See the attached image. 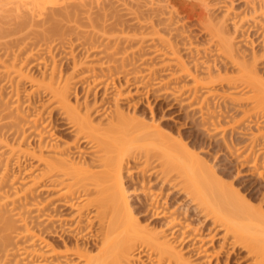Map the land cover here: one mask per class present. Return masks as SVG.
Wrapping results in <instances>:
<instances>
[{"label": "bare ground", "instance_id": "bare-ground-1", "mask_svg": "<svg viewBox=\"0 0 264 264\" xmlns=\"http://www.w3.org/2000/svg\"><path fill=\"white\" fill-rule=\"evenodd\" d=\"M51 1L0 0V169L4 167V172L0 171V264H230L240 252L245 253L247 260L243 256L241 259L246 264H264L263 190L258 198L251 197L255 201L247 199L248 196L233 188V183L226 184L225 177L206 158L191 151L193 146L189 149V144L187 147L181 140L173 141L157 126L142 122L141 116L142 121L126 114L118 104L119 99L124 96L130 99L132 94L138 97L143 93L146 99L151 91H160L163 95L159 96L168 100L171 96L170 101L200 116V128L206 129L201 130L203 133L211 132L212 137L209 136L216 137L215 140L221 138L223 144L218 142L220 139L215 143L212 140V144H220L216 146L224 151L221 154L226 160L236 159L234 164L243 169L249 165L248 171H255L262 178L264 129L261 131L260 126H264V79L257 71L260 58L253 48L250 56L240 51L227 29L226 16L214 17L215 7L210 0H66L60 4L56 3L61 0ZM250 1L255 3L252 12L261 11L264 21V0ZM142 9L149 12L152 30L138 36L139 31L135 29L137 34L133 33L134 28L131 30L133 26L129 24L135 23ZM118 11L127 13L121 15ZM132 14L138 16L132 19L134 23L130 21L135 17ZM173 14H184L187 19L196 17L199 30L205 32L208 44L218 52L215 57L222 60H216L218 65L215 59L212 63L202 58L206 55L200 54L202 59L197 55L200 60L195 58L194 54L198 53L190 38L184 39H188L186 42L180 38L184 46H179L177 32L176 37L170 35L178 29H172L177 22H173ZM109 19H113L110 27L106 24ZM159 26L164 29L162 32L171 30V37L161 35ZM263 32L264 29L259 34ZM147 37L150 40L145 46ZM32 45L36 48H31ZM58 47L69 49L74 56L68 75L57 73L53 51ZM145 47L150 53L142 59ZM27 48H31L29 52ZM35 49L36 53L45 50L48 54H45L47 60L41 62L39 58L44 53H38L39 58L34 53L40 61L38 79L24 71ZM78 49L84 51V62L78 63L74 55ZM182 52L185 56L192 53L193 59L190 58L194 61H188L193 65L185 61ZM22 53H26L25 57L19 61ZM197 59L213 65L206 63L203 68ZM139 62L147 65L141 68ZM228 65L237 68L233 69L236 75L229 74L232 67L228 69ZM166 69L171 70L169 75L163 74ZM145 78L151 80L153 88H148ZM183 78L190 79L188 84L181 81ZM25 79L32 84L31 93L37 99L38 95L44 97L41 104L37 102L41 108L35 110L38 112L33 117L28 115L29 119L18 98L11 102L14 92L6 98L5 85H1L11 83L10 87L14 88V80L19 85ZM124 85L128 90H124ZM215 85H220L225 94L222 101L218 99L221 101H217L218 106L213 102L219 92L212 89ZM78 88L85 93L82 102ZM245 88L254 94L246 98L233 95L234 91ZM200 93L203 97H199ZM90 96L93 101L89 100ZM108 98L116 103L114 109H107ZM245 100L253 101V106L243 109L240 118L243 123L240 119L233 120L230 106ZM259 104H263L262 112H255ZM43 112L49 115L43 116L48 119H43ZM241 123L244 129L238 130ZM59 124L71 139L63 141L56 135ZM253 127L256 131H252ZM248 128L252 132L250 136L246 134L249 137L245 135ZM218 132L220 135L214 137ZM238 136L247 138L236 143L239 147L232 151ZM10 161L20 170L18 174L24 176L21 182L26 181V186L15 187L20 185L12 183L13 179L8 183L10 176L5 175ZM126 177L131 189L126 187ZM127 192L137 197L139 211L148 214L153 227L143 223L146 217L141 223L142 218L137 215L140 212L134 213ZM181 194L186 202L178 214H188L190 220L202 218L198 223L202 228L190 227L188 218L180 220L181 216L165 206L174 195ZM236 260L240 263V258H235V263Z\"/></svg>", "mask_w": 264, "mask_h": 264}, {"label": "rangeland", "instance_id": "rangeland-1", "mask_svg": "<svg viewBox=\"0 0 264 264\" xmlns=\"http://www.w3.org/2000/svg\"><path fill=\"white\" fill-rule=\"evenodd\" d=\"M58 1V0H57ZM64 1H66V0H61V1H58V3H56V4H60V3H62V2H64ZM67 1H69V0H67ZM211 1V5L212 6H214L213 8H214V10H213V8H211V11L213 10V15H214V17H216V18H220V19H222V17H225L226 16V18H227V29L230 31V35L232 36V38L234 37V41H235V43H236V46H238L239 47V49H241L240 51H245L246 52V54H249V53H252V50H253V52L255 53L256 52V55L260 58V61L259 62H257V71L259 72V74L262 76V78L264 79V51H263V47H262V44H264V42H262V41H264L263 39H261L264 35V32L262 33V34H259V32H262L263 31V29H264V27L262 28V25L264 26V21L262 20V18H261V16H262V14H261V11H260V13L258 14H254L253 12H252V10L254 9V6H255V3L254 2H252V1H250V0H210ZM50 2H52L51 0H50ZM54 2V1H53ZM231 2V3H230ZM54 3V4H55ZM211 6V7H212ZM218 7H220L219 9H218ZM227 9H229V12H227L226 10ZM142 10H144L143 11V13L140 15L139 14V18H137L134 14H132L131 16H135L134 18H132L131 17V19H130V15H128L129 17H127V18H129L130 19V21H132L133 22V20L132 19H135V18H137V20L135 19L134 20V24L132 25L131 24V22H130V24H129V22H128V24L129 25H131V26H133V27H131V30L133 29V33H136L137 34V32H135L136 30L135 29H137L138 31H139V34H137L138 36L139 35H146V33L148 34L149 33V31L150 30H152L150 27H149V25H150V20H148V18H149V16H148V13H147V9L145 10V9H142ZM217 10V11H216ZM258 11V12H259ZM110 13V12H109ZM113 14H114V12H112ZM112 13H110V14H112ZM118 13H121V15L122 14H124V13H127V12H124V11H118ZM118 13H115L114 15H116V14H118ZM166 15H168V14H166ZM184 15V14H183ZM182 14H179V15H177L176 16V14H173V16L172 17H174L173 19H175V20H173V22H176V24L175 23H173V24H175V25H177V23H180V24H178V26H173V30H174V28H178L177 30H174V31H172V34H170V35H172V36H174V37H176L177 36V42H178V44H179V46L181 47V45L182 46H184L183 44H181L183 41L181 40V39H186V38H190V40H192L193 42H192V46H193V44H194V46H195V49H197V52L196 53H198V54H194V52L196 51V50H194V52H193V50L191 51L193 54H194V56L196 55V57L195 58H197L198 56L197 55H199L200 56V54L201 55H206L205 57H202V58H204L205 60L207 59V61L209 60V61H213L214 59H215V61L217 60H219L218 59V56H217V58L215 57V55L218 53H216V50H213L214 49V47L212 46V44L210 45V44H208L209 43V41H208V39L206 40V36H205V32H204V34H203V32L201 31V30H199V27H201V26H199V24L196 22L197 20H196V17H194V19H193V17H190V16H188V18H190V19H187V16L186 15H184L185 17H186V19H185V21L183 20V18H182V16H183ZM261 15V16H260ZM165 16V15H164ZM163 16V17H164ZM218 16V17H217ZM168 17V16H167ZM169 17H170V14H169ZM184 17V18H185ZM110 18V17H109ZM166 18V17H165ZM124 19H126V17L124 18ZM182 19V20H181ZM246 19V20H245ZM112 20V21H111ZM109 19V21H111L110 23H107V22H109L108 20H107V22H106V24H107V26L109 25V27H110V25H111V23L113 22V19ZM196 20V21H195ZM127 21H129V20H127ZM138 21V22H137ZM184 21V22H183ZM139 24V25H137L136 26V24ZM198 25H197V24ZM87 25V24H86ZM140 25H141V27L142 28H140ZM85 26V25H84ZM199 26V27H198ZM260 26H261V28L262 29H260L259 30V28H260ZM147 27H149V28H147ZM160 27V26H159ZM159 27H158V29H159ZM86 28V27H85ZM87 28H88V26H87ZM86 28V29H87ZM182 28H183V30H182ZM88 29H90V27L88 28ZM160 34L161 33H163V36H166L167 37V35H169V32L171 31L170 29V31H163L162 32V29L163 28H161L160 27ZM202 29V28H201ZM258 29V30H257ZM130 30V29H129ZM130 30V31H131ZM146 30H149V31H146ZM164 30V29H163ZM227 30V31H228ZM129 31V32H130ZM144 31V32H143ZM202 33H201V32ZM259 31V32H258ZM113 32V31H112ZM119 32V31H118ZM117 31L116 32H113V33H118ZM125 32H126V30H125ZM140 32H141V34H140ZM175 32H177V34L178 35H176V33ZM180 32H182V34L184 35H182L183 37H185V38H182V36H180L181 35V33L179 34ZM109 33H111V32H109ZM143 33V34H142ZM165 33H166V35H165ZM130 34H132L131 32H130ZM176 36H175V35ZM143 35V36H144ZM162 35V34H161ZM169 35V36H170ZM257 35H258V37H257ZM259 35H262L261 36V38H259L260 36ZM178 36H180L179 38H178ZM187 36H189V37H187ZM146 37V36H145ZM150 38H151V36H149ZM149 37H147L146 39H145V46H147L148 44V42H149V40H150V38ZM171 37V36H170ZM144 38V37H143ZM149 38V39H148ZM181 38V39H180ZM264 38V37H263ZM172 39H173V37H172ZM175 39V38H174ZM174 39H173V41H174ZM187 39V40H188ZM6 40V39H5ZM9 40V39H8ZM146 40H148V41H146ZM187 40H184L185 42L187 41ZM240 40V41H239ZM262 40V41H261ZM182 41V42H181ZM255 43H254V42ZM29 42H31V41H29ZM35 42V41H34ZM191 42V41H190ZM189 42V43H190ZM252 42L254 43V44H252ZM40 43V42H39ZM43 43V42H42ZM42 43H40L41 45H43ZM147 44V45H146ZM185 44H188V42L187 43H185ZM40 45V46H41ZM28 46H31V45H28ZM37 46V45H36ZM39 46V47H40ZM264 46V45H263ZM38 47V46H37ZM197 47V48H196ZM210 47V48H209ZM237 47V48H238ZM31 48H36V47H33V45H32V47ZM30 48V49H31ZM43 48V46H41V49ZM59 49L58 50H56V51H53L54 53V55H55V59H56V65L58 66L57 67V73H59V72H61V75L62 76H64V75H68V73H70V67H71V64H73V62H72V58L74 57H72L71 55V53L69 52L70 50L69 49H66L67 48V45H66V48L64 47V48H61V47H58ZM192 48H194V47H192ZM198 48H199V50H200V52H199V50H198ZM253 48V49H252ZM27 49H29V48H27ZM26 49V50H27ZM30 49L29 50H27L28 52L30 51ZM64 51H66V52H68V54L66 53V52H63V50ZM149 49V48H148ZM147 49V47H145V49H144V52H143V54H142V56H141V58L142 59H145L147 56L146 55H148V53H150L149 51L150 50H148ZM252 49V50H251ZM14 50V49H13ZM16 50V49H15ZM36 50L37 49H35L34 50V52H33V54L31 55L32 57H33V59L34 60H37L38 58H39V55L41 54V52H38L39 53V55H38V53H36ZM39 51H40V49H38ZM56 52V53H55ZM186 52V51H185ZM185 52H182L183 53V55L185 54ZM191 52H189V53H191ZM17 53H18V51H17ZM34 53H36L37 55V57H35L34 55ZM42 53H44V55L43 54H41V55H43V56H41L40 55V58L42 59H40L39 58V60L42 62L43 61V59H46L47 60V57H46V55H48L47 54V52L45 53V50L42 52ZM83 53H84V51L82 52V51H80L79 49L78 50H75V53H74V55H75V57H76V59L78 60V63H79V60H81V62H84L85 61V59L83 58V57H85V54L83 55ZM188 53V52H187ZM192 53H191V55H192ZM22 54H23V56H22ZM21 55H20V60L19 61H21V57H25V54L24 53H22ZM46 54V55H45ZM191 55H187L186 54V56L184 55V58H185V61L187 60V63L189 62L190 63V61H194V60H191V58L193 57H191ZM218 55V54H217ZM251 54H249V56H250ZM31 56H30V62H29V60H28V62L29 63H27L26 64V67H25V69H24V71H25V73H28V75L30 76V77H34L35 79H38L39 77H40V71H39V69H38V64L40 63V61H34L32 58H31ZM45 56V57H44ZM44 57V58H43ZM189 57V58H188ZM191 57V58H190ZM215 57V58H214ZM35 58H37V59H35ZM49 58H50V56H49ZM48 58V64H50L51 63V59H49ZM84 60H83V59ZM188 58V59H187ZM200 58H201V56H200ZM200 58L198 57V59L200 60ZM201 58V59H202ZM54 59V60H55ZM74 59V58H73ZM193 59V58H192ZM197 59V63H199L200 62V65L201 64H203L204 65V67L203 68H205V65H206V63L209 65H213V64H211V63H208L207 61H203V62H201V61H199ZM77 60H74V61H77ZM83 60V61H82ZM188 60H190V61H188ZM196 60V59H195ZM49 61H50V63H49ZM159 61V60H158ZM215 61H213L212 63H214ZM215 62V63H217V65L219 64V62ZM220 61H222L221 59H220ZM37 62H39V63H37ZM80 62V63H81ZM223 63V62H222ZM221 62H220V65L222 64ZM37 64V65H36ZM191 64V63H190ZM51 65V64H50ZM138 65H141L140 67L142 68H145V66L147 65L146 63H138ZM191 65H193V64H191ZM190 65V66H191ZM215 65V64H214ZM219 65V66H220ZM223 66V65H222ZM232 67V65H228L227 67H228V69L229 68H231ZM193 67V66H192ZM200 67V66H199ZM173 68V67H172ZM175 68V70L173 71V72H176L177 71V67H174ZM203 68H200V70H202ZM72 69V68H71ZM83 69H85V68H83ZM235 70L236 71V69H235V67H232V69L231 70ZM204 70V69H203ZM202 70V71H203ZM231 70H229V74H235L236 75V73L237 72H235L234 70V72L233 71H231ZM164 71H166V72H164ZM163 71V74L164 75H166V74H168L169 75V73H168V71L170 72L171 70L170 69H166V70H164ZM205 71V70H204ZM71 72H72V70H71ZM232 72V73H231ZM143 73H145V72H143ZM162 73V72H161ZM166 73V74H165ZM171 73V72H170ZM163 74H161V75H163ZM205 74V73H204ZM60 75V74H59ZM163 75V76H164ZM206 75V74H205ZM163 76H161V77H163ZM66 77V76H65ZM202 77V76H201ZM164 78V77H163ZM167 78V77H166ZM165 78V79H166ZM141 79V78H140ZM144 79V78H143ZM189 78H187L186 80H184V78H183V80H181V81H186V83H187V81H190V79L188 80ZM122 80H124V78L122 79ZM121 80V81H122ZM145 80L147 81L148 79H146L145 78ZM143 81V82H146V81ZM17 81V80H16ZM15 80L13 81V82H15V84H14V88H11L12 87V84L11 83H8V84H2L1 83V85H5V88L3 87V89H4V95H5V97L7 98V96L9 95V96H11V92H14V94H13V99H12V101L9 99V101H11V102H13V101H15V99L17 100V98H18V100L17 101H19L22 105H21V108H22V110H23V112L26 110L27 111V113H26V111H25V115H26V117L29 115L30 117H33V114L35 115V113H37V112H35V110H38L39 108H41L40 107V104H41V101H43L44 100V97L41 95V96H39L38 95V99H37V95L35 94H32L33 92H32V84L29 82V80H27V79H25V80H23V81H21L20 83H19V85H17V82H16ZM125 81V80H124ZM151 81V80H150ZM150 81L148 80V82H149V84H148V82H147V84L146 83H144V85L146 84L147 86H148V88H151L152 87V85L153 84H151L150 83ZM165 81H168L167 79L165 80ZM154 82V81H153ZM152 82V83H153ZM4 83V82H3ZM122 83V85H123V81L121 82ZM142 83V82H141ZM178 83H180V82H178ZM181 83H183V82H181ZM10 84H11V87H10ZM188 84V83H187ZM16 85V86H15ZM84 85H85V83H84ZM125 86V85H124ZM123 86V87H124ZM150 86V87H149ZM2 87V86H1ZM221 86L219 85V86H214V88H212V89H219L218 91L219 92H217L216 94V100L214 99V97H215V95H214V97H212V99H214L213 100V102H214V104L216 105V106H218V104L219 103H221V101H222V99H223V96L225 95L223 92V89L222 88H220ZM79 88H81V86L79 87ZM78 88V91H81V93L80 92H78L79 93V96H78V98L80 99V97H81V101L80 102H82V100L84 99V97H83V95L85 94L84 92H83V90H81V89H79ZM153 88V87H152ZM124 90L126 91V90H128V88L125 86L124 87ZM153 90V89H152ZM201 91H203V92H205L204 90H201ZM32 92V93H31ZM102 92V91H101ZM100 92V93H101ZM144 92H146V90H144ZM203 92H201V93H203ZM17 93V94H16ZM99 93V98L101 97V95H102V93L100 94ZM151 94H149L148 95V97H149V99H148V97H146V99H145V97H143L144 96V94L142 93V94H138V97L137 96H134L135 94H132V97H130V99H129V96H124V99L123 98H121V99H119V101H118V104L120 105V107H122L121 109H123L124 110V112L127 114H130V116H136L137 118L139 117V119H140V121H142V122H144L145 124H148V125H151V126H153V125H155V126H157L158 127V129H161L163 132H164V134H166L167 136H170V138L171 139H173V141H176V142H180V140L182 141V143L181 144H183V143H185L184 145H186V144H189V149H190V147H192L193 146V148L194 149H190L191 151L192 150H195V151H193V152H196V153H199L200 154V157H204V158H206L207 160H208V163L210 164V165H212L213 167H214V169H215V171L218 173V174H220L221 175V177L223 176V178L225 179V181L227 182H225L226 184H232V186H233V188H235V189H239L238 191L240 192V194L242 193V194H244V196H248V198L247 199H253V198H251V197H254V199H256V198H258L257 196L258 195H260V194H262V193H260L262 190H263V193H264V176H262V178L260 177H258V176H256L257 174L256 173H254L255 171H253V172H250V171H248V169H247V167H249V165L246 167V168H241V167H238V165L236 166L235 164H237V161H236V159H231L230 158V162L228 161V160H226L225 159V157H224V151H220V148L219 147H217L216 145H219L220 146V144H221V142H222V144H223V141L221 140V138L220 137H217V138H219V139H217V140H215L216 139V137L215 136H218V135H220L219 134V132H218V134H215V133H213V134H215L214 135V137H215V139H213V138H211L212 136V134H211V132H210V134H208L207 135V133H203L204 131H201L202 129L203 130H206L205 129V127L204 128H200V123H198V122H200V120H199V118H200V116L197 114V113H194V112H192V109H190L189 107V109H190V111H189V109H187V110H185V106H183L182 107V105H179V103L177 104V103H175V102H173V101H170V99H171V96H169L170 97V99L168 100L167 99V95H165V97H166V99L164 98V96L163 97H160L161 95H163V94H160V91L158 92V93H153V91H151L150 92ZM201 93L199 94V95H201ZM0 94H1V92H0ZM32 94V95H31ZM155 94V95H154ZM159 94H160V96H159ZM204 94V93H203ZM203 94L201 95V96H199V97H203ZM254 93L250 90V89H247V88H245V89H240L239 91L237 90V91H234L233 92V95L234 96H236V97H242V98H246V96H249V95H253ZM2 95V94H1ZM0 95V96H1ZM143 95V96H142ZM155 97H154V96ZM222 95V96H221ZM8 96V97H9ZM109 96H111V95H109ZM108 96V97H109ZM142 96V97H141ZM146 96V95H145ZM3 97V96H2ZM1 97V98H2ZM39 97H40V99H39ZM82 97H83V99H82ZM92 98V99H91ZM102 98V97H101ZM141 98V100L143 101H141V100H139ZM42 99V100H41ZM72 101L74 102V98H73V96H72ZM111 99H112V97H111ZM111 99H107L105 102H106V107H108L107 109L109 110V109H114L115 108V106H114V104H116L114 101H112ZM212 99H211V101H212ZM221 100L220 102H219V100ZM5 100V99H4ZM90 101H93V96H90V99H89ZM108 100H110V101H108ZM141 101V102H139V101ZM145 100H149V101H145ZM172 100H173V97H172ZM219 103H218V102ZM251 101V100H250ZM10 102V103H11ZM16 102V101H15ZM14 102V103H15ZM37 102H39V103H37ZM137 103V104H135V106H136V108H135V106H134V103ZM212 102V103H213ZM28 103H30L31 105L29 106V104ZM34 105H33V104ZM107 103H108V105H107ZM242 104H240L239 102H237L236 103V101L235 102H233V104L234 105H237V104H240V105H238L237 107H234V105H233V107H231L230 105V110H229V113L233 116H230V114H228L229 115V117L231 118H234L233 120H235V121H238L237 119H240V118H242L241 116H242V112H244L246 109H249L251 106H253V101L252 102H249V100H248V102L245 100V102L244 101H242L241 102ZM28 104V105H27ZM39 105V106H38ZM254 105H255V103H254ZM261 104H259L257 107H256V109L254 110L255 112H260L261 111V107L263 106V104L260 106ZM33 108H32V107ZM180 106V107H179ZM26 107H27V109H26ZM30 107V108H29ZM111 107V108H110ZM182 107V108H181ZM29 108V109H28ZM35 108V109H34ZM38 108V109H37ZM182 110H181V109ZM187 108V107H186ZM233 108V109H232ZM32 109V110H31ZM184 109V110H183ZM243 109H245V110H243ZM28 110H31V111H29L28 112ZM232 110V111H231ZM263 110V109H262ZM34 111V112H33ZM109 112V111H108ZM262 112V111H261ZM29 113V114H28ZM31 113H32V116H31ZM133 113L135 114V115H133ZM190 113V114H189ZM197 114V115H194V114ZM24 114V113H23ZM45 114L46 115H48L47 113H45V112H43V115H42V117L43 116H45ZM187 114H188V116H187ZM29 116H28V119H29ZM49 116V115H48ZM103 116H105V115H103ZM140 116H141V118H143L142 120H141V118H140ZM243 116H244V114H243ZM47 117V116H46ZM46 117H43V119L44 120H46V119H48V117L46 118ZM102 118H104V117H102ZM231 118V119H232ZM248 118L246 117L245 118V120H244V122L247 120ZM240 120H242V123H243V119H240ZM60 121H58L57 123H59ZM196 122V123H195ZM197 123L199 124V126L197 125ZM241 123V124H242ZM240 124V123H239ZM244 124H242V128H238V130H242V129H244V126H243ZM263 124H261V131L264 129L263 127L264 126H262ZM58 128L56 129L57 131L56 132H58L56 135L60 138V139H64L63 141H65V140H67V139H69L70 138V136L68 135V134H66L67 132L64 130V128L63 127H61L60 126V124H59V126H57ZM203 127V126H202ZM236 127H238V126H236ZM63 130H62V129ZM255 127H253L252 128V131H256L255 129H254ZM61 129V130H60ZM250 130V131H249ZM246 131L248 132H246L245 133V131H244V133H245V135L246 134H251L252 132H251V129H249L248 128V130L246 129ZM206 132V131H205ZM217 133V132H216ZM250 134H249V136H250ZM211 137H210V136ZM226 136H229V135H226ZM247 137H249L248 135H246ZM246 136H243L242 138H239V136H238V139L237 140H235V142H234V149H232V151L233 150H235V149H237L239 146L236 144V143H240V141L242 140L243 141V138L245 137V139L247 138ZM210 137V138H209ZM222 137V136H221ZM237 137V136H236ZM235 137V138H236ZM209 138V139H208ZM225 138H227L226 140L228 141V137H225ZM71 139V138H70ZM210 140H211V143H210ZM214 141V143L216 142V141H218L220 144H216L215 146L217 147H215L214 146V144H212V142ZM237 141V142H236ZM229 145H231V143H230V139H229ZM238 143V144H239ZM211 145V146H210ZM237 145V146H236ZM195 146V147H194ZM215 147V148H214ZM218 148H219V150H218ZM223 152V154H221ZM236 152V151H235ZM234 161H236L235 162V164H234V162L232 163V162ZM10 164H8V170L6 171V175L5 176H10L9 178H8V183L10 182L9 180H12L13 179V181H11L12 183L14 182H17V183H15V184H19L20 186H15V184H14V186L15 187H23L24 185L26 186V181L24 182V184L21 182L22 181V178L24 177V176H22V173L19 175L18 174V171H20L19 169H17L18 167L15 165V163H14V161L13 162H9ZM14 163V164H13ZM232 163V164H231ZM12 164V165H11ZM25 164H27V166L29 165V162H25ZM13 166V167H12ZM26 166V165H25ZM1 167V166H0ZM238 167V168H237ZM4 168V167H3ZM2 168V169H3ZM2 169H0V171L2 170ZM21 169H23V166H22V168ZM261 169V168H260ZM262 171H263V169H261ZM3 172H4V170H2ZM126 170L124 171V178H125V176L127 175L126 174ZM0 174H1V172H0ZM8 174V175H7ZM126 174V175H125ZM2 175V174H1ZM0 175V176H1ZM17 175V176H16ZM263 175H264V173H263ZM14 176L16 177V178H14ZM22 177V178H21ZM7 178V177H6ZM11 178V179H10ZM19 178V179H18ZM127 178V177H126ZM15 179H17V180H15ZM28 180V179H27ZM128 178L125 180V182H126V187H128L127 189H129L131 186H128V185H130V182L128 183ZM224 181V180H223ZM28 183H29V181H27ZM201 182V181H200ZM11 183V184H12ZM26 183V184H25ZM152 187V186H151ZM154 187V186H153ZM156 187H154V189H155ZM206 188V187H205ZM131 189V188H130ZM209 189V188H208ZM208 189H207V191H208ZM262 189V190H261ZM261 190V191H260ZM129 191V190H128ZM205 191V194H206V190H204ZM242 191V192H241ZM130 192H127V194H128V199H129V202H130V204H131V208L134 210V213L135 214H137V212L141 209V207H140V209H138L139 208V206L140 205H138V203H139V200L137 199V197L134 195V194H129ZM208 193H210V189H209V192ZM208 195V194H207ZM264 195V194H263ZM140 196H142L143 197V195H140ZM261 196V195H260ZM181 197V198H180ZM208 197H210V194H209V196ZM207 197V198H208ZM212 197V196H211ZM210 197V198H211ZM174 198V199H173ZM173 198H172V200H170V201H172L171 202V204H170V201H168L167 202V205L165 204V206H167V207H170V209H169V211H172L171 213H174L175 215H176V213H177V215H179L178 213L179 212H182V209H181V207L183 208V205H184V203L186 202L185 200V196H183L182 194L181 195H174L173 196ZM184 198V202H183V199ZM208 199V200H211V199ZM260 198V197H259ZM180 199V200H179ZM252 200V201H255V200ZM174 200V201H173ZM181 203V205H179L180 203ZM175 203V204H174ZM179 203V204H178ZM140 204V203H139ZM183 204V205H182ZM187 204H189V202H187ZM170 205H173V206H170ZM180 209V210H179ZM183 211H184V209H183ZM140 213L139 214H137L138 216V218H140L141 219V223H142V221L144 220V217H146V219L149 217V216H147L146 214L145 215H143V213H146V212H141V211H139ZM142 214V215H141ZM141 215V216H140ZM179 216H181L182 218H180V220L182 219L183 221H184V219H187L188 218V214L186 215V216H184V214H182V215H179ZM184 217V218H183ZM201 216H199L198 218H200ZM146 219H145V221H146ZM192 220H190V217L187 219V223L189 224V223H191V224H189L190 225V227H191V225H192V228H195L196 226V229L198 228V225H199V228H202L203 226L201 225V224H198V223H201V219L202 218H200L199 220L197 219V217H192L191 218ZM151 220H152V218H151ZM190 220V221H189ZM147 221H149V222H147ZM147 221L146 222H143V223H148V225H149V227H153V225H154V222H152V221H150V219L148 218L147 219ZM182 221V222H183ZM151 222H152V224H151ZM143 225H145V224H143ZM200 226H202V227H200ZM198 228V229H199ZM201 232H202V230H201ZM200 232V233H201ZM205 233H206V231H205ZM207 233H209V232H207ZM202 234H203V232H202ZM237 255L238 256H240L239 258H240V263H239V260L235 263V261H234V259L236 258V259H239L238 257H237ZM236 256L234 255L233 256V258H232V260H231V263L230 264H237V263H239V264H246L247 263V261H243L242 259H241V257L243 256V258H245L244 256H245V253H243V252H240V254H237ZM224 256V257H223ZM225 258V254H223L222 256H221V260H226V258ZM246 259V258H245ZM244 259V260H245ZM247 260V259H246ZM146 262H147V260H146ZM242 262V263H241ZM246 262V263H245ZM147 264H150L149 262H147Z\"/></svg>", "mask_w": 264, "mask_h": 264}]
</instances>
